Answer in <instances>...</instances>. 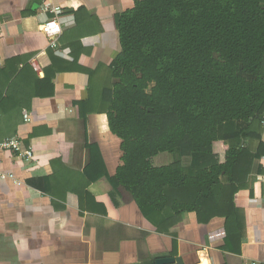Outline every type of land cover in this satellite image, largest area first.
<instances>
[{
    "label": "crops",
    "instance_id": "0c3cea01",
    "mask_svg": "<svg viewBox=\"0 0 264 264\" xmlns=\"http://www.w3.org/2000/svg\"><path fill=\"white\" fill-rule=\"evenodd\" d=\"M50 1L0 0V86L5 74L20 71L0 106V141L20 142L15 151L0 147V264H153L167 256L185 264H264V129L240 141L263 153L234 195L238 251L223 247L221 218L199 224L185 212L168 232L158 231L127 193L86 173L88 144L98 146L109 176L122 164L101 89L121 50L117 18L140 0ZM52 19L62 25L54 43L40 28ZM46 74L52 94L39 95L48 89ZM80 101H88L85 119Z\"/></svg>",
    "mask_w": 264,
    "mask_h": 264
},
{
    "label": "trees",
    "instance_id": "16d2710c",
    "mask_svg": "<svg viewBox=\"0 0 264 264\" xmlns=\"http://www.w3.org/2000/svg\"><path fill=\"white\" fill-rule=\"evenodd\" d=\"M117 29L121 50L101 101L122 164L109 176L98 146L88 144L87 176H105L161 232L185 212L199 224L221 218L223 247L238 251L234 195L263 153L240 141L262 129L264 0H140L118 16ZM19 73L5 74L0 106ZM45 77L39 95L52 94ZM77 103L85 119L88 101Z\"/></svg>",
    "mask_w": 264,
    "mask_h": 264
},
{
    "label": "built area",
    "instance_id": "2783aa9c",
    "mask_svg": "<svg viewBox=\"0 0 264 264\" xmlns=\"http://www.w3.org/2000/svg\"><path fill=\"white\" fill-rule=\"evenodd\" d=\"M45 1L49 3L50 0H45ZM45 8H48V6H45ZM51 9L52 11L57 12L60 9V7L52 6ZM40 28L42 32H44V34H46L47 36H52L54 38V40L52 39L53 40L52 43H54L55 39L62 32V25L56 19L48 20L42 23L40 25ZM23 118L24 120H29V115L27 114V112H23ZM261 125H262V128L264 129V114L262 115V118H261ZM19 145H20V142L16 138H11V139H8L2 142L0 141V147L11 150V151L18 150L20 148Z\"/></svg>",
    "mask_w": 264,
    "mask_h": 264
},
{
    "label": "water",
    "instance_id": "95a60500",
    "mask_svg": "<svg viewBox=\"0 0 264 264\" xmlns=\"http://www.w3.org/2000/svg\"><path fill=\"white\" fill-rule=\"evenodd\" d=\"M153 264H185L180 256H167L156 259ZM200 264V263H199Z\"/></svg>",
    "mask_w": 264,
    "mask_h": 264
}]
</instances>
